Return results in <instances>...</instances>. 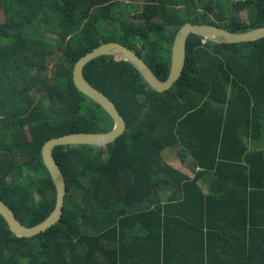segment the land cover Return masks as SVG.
<instances>
[{
  "label": "trees",
  "instance_id": "trees-1",
  "mask_svg": "<svg viewBox=\"0 0 264 264\" xmlns=\"http://www.w3.org/2000/svg\"><path fill=\"white\" fill-rule=\"evenodd\" d=\"M186 24L264 28V0H0V201L22 225L56 207L44 145L114 128L74 85L76 63L118 43L165 82ZM186 52L163 94L122 59L84 68L126 132L107 147L54 149L62 219L27 239L0 216V264H264V40L191 35Z\"/></svg>",
  "mask_w": 264,
  "mask_h": 264
},
{
  "label": "water",
  "instance_id": "water-1",
  "mask_svg": "<svg viewBox=\"0 0 264 264\" xmlns=\"http://www.w3.org/2000/svg\"><path fill=\"white\" fill-rule=\"evenodd\" d=\"M191 35L203 38L215 44L238 45L264 40V28L255 29L242 34H232L222 28L208 25L186 24L176 35L172 47V62L167 81H160L145 61L129 48L109 43L95 49L80 59L73 71V82L76 88L99 105L113 120L114 128L106 134H72L47 142L42 150L43 163L52 179L57 192L56 207L49 218L39 226L27 228L16 218L13 211L0 201V216L6 221L10 231L19 238H34L57 226L63 216L65 198L67 195L64 176L54 158L53 151L65 146H94L107 147L114 144L126 132V122L120 115L115 104L103 93L92 87L84 77V68L101 57H115L131 64L144 78L148 86L156 93L163 94L170 91L179 81L186 64V46Z\"/></svg>",
  "mask_w": 264,
  "mask_h": 264
},
{
  "label": "rangeland",
  "instance_id": "rangeland-1",
  "mask_svg": "<svg viewBox=\"0 0 264 264\" xmlns=\"http://www.w3.org/2000/svg\"><path fill=\"white\" fill-rule=\"evenodd\" d=\"M49 38H50V39H53L52 36H50ZM172 157L175 158V154H172ZM174 160H175V159H174ZM171 164H172V165H171ZM170 165L173 166V167H175L176 169H179L180 171H182V172H184V173H186V174H189V173H187V172L185 171V169L182 167V165L180 164L179 161H171ZM189 176H190V174H189Z\"/></svg>",
  "mask_w": 264,
  "mask_h": 264
},
{
  "label": "crops",
  "instance_id": "crops-1",
  "mask_svg": "<svg viewBox=\"0 0 264 264\" xmlns=\"http://www.w3.org/2000/svg\"><path fill=\"white\" fill-rule=\"evenodd\" d=\"M186 171V170H185ZM187 172V171H186ZM184 173V172H183ZM188 173V172H187ZM186 174V173H185ZM190 174V173H189ZM189 174H187V175H189ZM190 176H191V174H190Z\"/></svg>",
  "mask_w": 264,
  "mask_h": 264
}]
</instances>
